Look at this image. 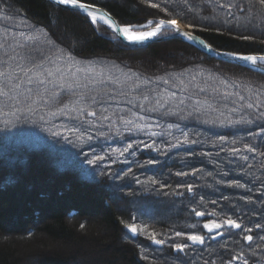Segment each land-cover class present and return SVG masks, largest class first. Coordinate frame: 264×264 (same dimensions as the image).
I'll list each match as a JSON object with an SVG mask.
<instances>
[{"label": "trees", "instance_id": "1", "mask_svg": "<svg viewBox=\"0 0 264 264\" xmlns=\"http://www.w3.org/2000/svg\"><path fill=\"white\" fill-rule=\"evenodd\" d=\"M80 1L104 8L121 25L178 18L186 28L190 23L197 25L195 29H187L218 50L264 54V43H261L264 36L250 33L241 24H221L215 19H222L226 15L227 9L220 5L229 3L248 9L245 13L233 8L237 16L247 14L264 17V8L258 4V0H251V7L250 0H187V4L184 0ZM150 3L160 4L161 9L167 7L168 12L152 8ZM195 8L202 16L195 12ZM0 9L4 10L5 16L11 17H0V43L10 41L13 33L19 39V33L23 31L26 35L38 36L41 41L51 40L56 48L70 54L74 78L84 82L111 76L120 81V84L108 89L114 99L103 106L87 108V111L97 112L95 118L86 117L91 124L71 110L75 100L71 94L62 95L54 105L21 104L19 108L10 104L7 98L0 97V237L20 236L28 240L20 245L15 240L0 242V264H23L25 255L35 254L40 264H69L77 246L91 240L106 249L111 246L110 243H119L116 246L117 254L113 256L124 258L127 264H227L242 250L249 264H264V240L260 239L264 237V231L254 227L255 224L264 226V196H261L264 190L260 187L261 181H264V168L260 167V162L264 161V157L257 155L253 159L252 153L233 155L220 150L231 147L243 149L245 143H251L258 147V151H264V141L247 137L249 130H256L254 125L220 126L218 122L222 118H240L241 113H231L230 109L233 106L240 107L241 102L235 96L225 98L223 93L235 91L248 97L247 89L240 87L241 81L245 85L256 86L253 91L260 95H254L252 99L264 103V73L226 63L178 37L153 41L143 46H129L115 38L105 26L93 25L85 14L61 7L51 0H0ZM206 25L211 26L201 31ZM217 28H220L219 33ZM241 33L252 35L253 40L237 38ZM77 69L81 70L78 74ZM217 74L226 78L238 77L237 86H230L232 80L228 86L220 84L216 79ZM158 77H163L168 83L165 84ZM146 80L152 83H144ZM197 85L206 91L201 93ZM166 91L175 92L177 99L185 96L207 99L223 112V117L220 112L205 110L206 114L200 119L182 120L177 116L162 115L163 109L146 112L137 107L139 103H144L145 109L155 106L144 102L142 95H149L154 100L159 93V98L167 102ZM127 101H131V105ZM172 104L175 110L176 101L173 100ZM64 105H69V110L66 113L58 112L57 108ZM101 107L108 108V112L103 115L110 116L117 126L122 125L117 114L124 119H134L133 113H137L144 115L154 125L158 123L159 126L152 130L165 133L164 136L151 138L156 140L158 146L174 143L173 136L183 140L182 132H186L190 140L199 143L165 149V154L134 148L130 152L134 151L135 155L124 153L120 156L112 150H123L127 143L136 139L150 142L149 137L135 132H125L123 135L112 132L107 137L101 136V131H108L103 127L107 121L100 119ZM204 120H217V124L204 123ZM169 124H179V128L168 129ZM169 132L171 135H168ZM88 136L94 138L87 140ZM220 136L226 137L229 142L236 140V144H214ZM189 151L195 152V155L189 156ZM93 153L106 156L105 161L88 164L87 160L93 158ZM241 155H248L249 160L245 162ZM113 160L116 162L112 163ZM149 160L158 162L146 163ZM246 164L251 167L247 168ZM194 168L199 169L195 176L175 175L179 171L191 172ZM128 169L131 172L124 176ZM101 172L105 174L101 175ZM4 173L12 175L13 179L8 184H4L8 175L1 176ZM117 175L120 178H116ZM150 178L169 187L135 183L136 179L148 181ZM219 180L225 183H217ZM231 180H239L248 187H229L227 182ZM12 182L19 184L13 186L10 184ZM184 182L195 186L194 198L184 188H177L178 184ZM146 188L150 190L146 191ZM174 190L185 195H164ZM112 194L117 195L123 203L131 200L142 202L143 213L129 206L118 209L111 200ZM200 196L204 197L203 204L199 201ZM222 197H228V200ZM249 197L253 200L251 204L245 203ZM148 201L152 206L147 205ZM211 201L217 203L213 205ZM170 204H176L178 210L167 218L151 217L145 212L151 208H168ZM230 205L239 207L242 217ZM192 207L205 214L217 213L211 217L217 222L224 216H232L245 227L252 228L251 233H246L253 236L251 247L243 239L244 233L239 230L229 233L227 229H224V236L215 239L207 237L204 245H190L183 253H175L167 246L157 248L150 244L153 231L158 238L164 237L169 243L187 242L175 237L176 231L204 235L203 220L191 213ZM122 221L135 223L138 228L146 226L148 231L133 239ZM33 222L37 227L28 224ZM81 224L84 227L90 224V227L81 228ZM194 224L196 227L192 228ZM99 228L109 231V235L106 238L99 237ZM36 232L46 238L29 241ZM121 236L125 238L122 239L124 243L120 242ZM67 243H72L73 248L65 247Z\"/></svg>", "mask_w": 264, "mask_h": 264}, {"label": "snow or ice", "instance_id": "2", "mask_svg": "<svg viewBox=\"0 0 264 264\" xmlns=\"http://www.w3.org/2000/svg\"><path fill=\"white\" fill-rule=\"evenodd\" d=\"M59 4L63 5H71L75 8L81 9L88 18H90V22L93 25H96L98 22H103L113 33H119L123 36L127 41L131 43H142L146 40L155 38L157 36H163L165 34H180L184 38L189 41H195L200 45L202 49H204L207 53H216L217 56H226L230 59L226 61V63H231L232 60L243 61L244 64L238 65L241 68H247L248 65L252 67L248 69L249 71H258L264 73V54L252 55V54H239L237 52L232 51H223L220 52L216 48H214L211 44L205 43L203 40H198L197 36L193 34L191 31H186L181 28V25L177 19L174 18H160L158 20H148L146 25H126L120 26L118 25L106 12H98L94 7L90 5H86L83 3H79V0H57ZM185 4H187V0H184ZM258 4L264 8V0H258ZM150 6L155 9H160L162 12L167 13L168 8L164 7L161 9L160 4L158 3H150ZM221 8L227 9L226 15L221 19L216 17L215 19L219 20L221 24H239L243 19L247 21V23L251 24L252 19L246 14L243 17L237 16L235 12L232 11L233 8H236L239 11H243L245 13L248 12V9H241L239 4H226L220 5ZM249 7H251V0ZM0 17H4L5 19H10L11 17L5 16V12L3 9H0ZM204 19H208L205 17ZM261 23L264 24V17L261 18ZM211 25H206L204 28H201V31L206 30V28ZM197 25L188 24V29H195ZM144 28H150L151 30H139ZM168 30H171L168 33ZM234 29H229V31ZM216 31L219 33L220 28H217ZM243 41H252L253 36L241 33L239 37H237ZM264 43V41H261ZM73 58L70 54H66L63 49L56 48L54 43L51 40H43L41 41L38 36L35 35H26L23 31L19 33V39H17L15 33H13L10 41H4L0 43V97L7 98L10 104L14 107L19 108L21 104H45V105H54L57 104L59 98L65 94H71L75 97V100L72 104V111H75L79 114V116L85 117V122L91 124V121L86 119L87 116H91L95 118L97 116L96 111H87V108L101 105L103 106L106 103H109L112 99H114L113 93L108 90L112 86L120 84L119 80H114L111 76L107 79H91L82 82L80 79L74 78L72 73V64ZM63 65V67L61 66ZM80 69H77V74L80 72ZM101 75H103L101 73ZM138 75V74H136ZM211 76V74H210ZM159 80H164L163 77H158ZM195 80V76L192 77ZM216 79L220 84L225 86L229 85V81L232 80L231 87L235 88L237 86L236 80L239 78H226L217 74ZM146 84H151L152 81L146 80L144 81ZM164 83L167 84L168 81L164 80ZM183 84V81H181ZM199 88V85H197ZM241 88H246L249 96L246 97L244 95H240L239 92H228L225 91L223 93V97L235 96L237 100L241 102L240 107L233 106L230 111L231 113H241L239 119H231V118H222L219 119L220 126L227 125H254L256 130H249L247 132V137L250 140H256L259 138L261 141H264V103H261L259 100H253L252 97L254 95H260L259 92H254L253 89L256 86L253 85H245L243 81L240 82ZM216 91V89H213ZM201 93H204L206 90L203 88H199ZM123 94V93H121ZM166 96L168 97V101H164L159 98V93H157V97L153 100L149 97V95H142V100L149 104H154L155 106L150 109H145L144 103H139L137 107L139 109H143L146 112H157L160 109H163L162 115L167 116H177L182 120L185 119H200L202 115L206 114L205 110H213L220 112L219 108L214 106L213 103H210L207 99H193L192 97L185 96L183 99H177L175 92H167ZM176 101L175 110H173L172 101ZM247 103H244L245 101ZM185 101L188 103L186 104ZM129 105H131V101H127ZM31 111V108L28 109ZM69 110V105H64L62 108H57V111L60 113H66ZM108 112V108L101 107V117L100 119L103 121H107V124L103 125L108 129L107 132L101 131L99 134L101 136L107 137L110 133L114 132L116 135H123L125 132L127 133H143L149 137L150 142H145L144 140H132L127 143L123 150L117 148L113 149V152H118L120 156H123L124 153H130L131 155H135L132 149L140 150V149H148L154 150L157 153L165 154V149L171 150L173 148H178L182 144H197L199 141L194 139H189L188 134L186 132H182L183 140L176 138L175 136L172 139L175 141L174 143H166L163 146H158L156 140L151 139L156 136H164V132H156L152 129L154 127L159 126L158 123L154 125L150 121H147L144 115H139L137 113H133L134 119H124L122 115L117 114L118 120L122 122L121 126H117V123L112 120L110 116L103 115V113ZM54 114V113H53ZM220 116L223 117V112H220ZM204 123H212L213 125L217 124V120H204ZM179 128V124L167 125L168 129ZM73 131H78L77 129H73ZM59 135V133H55ZM171 135V132L168 133ZM84 139V137H80ZM94 137L88 136L86 139L91 140ZM219 144L231 143L236 144V140L227 141V138L224 136L218 137L217 141L213 142ZM221 151L231 152L233 155L241 154L242 152L252 153L253 159L255 156L264 157V151H258L257 146H253L251 143H245L243 145V149L231 147L229 149L221 148ZM93 158L88 159V164H97L98 162L103 163L106 159V156L92 154ZM189 156H194L195 152L189 151ZM200 155H208L211 156L212 153H201ZM219 155V153H217ZM87 158V157H86ZM109 159H111L109 157ZM241 159L245 162L249 160L248 155H241ZM116 161L113 160L112 163ZM158 161L149 160L146 161L148 164H155ZM247 168H250L251 165L246 164ZM260 167L264 168V161L260 162ZM199 169H192L191 172L187 171H179L176 172V176L186 177V176H195ZM131 172V169H128L127 172L124 173V176H127ZM104 175V172L100 173ZM211 176V173H208ZM226 176L227 173H224ZM116 178H120L117 175ZM259 179V178H257ZM135 183L138 185L148 184L150 186H155L159 184V181L155 179H149L148 181H141L140 179H136ZM217 183L224 184V180H219ZM227 186L247 189V184L241 183L239 180H231L227 182ZM160 188L169 187L167 184H159ZM261 189L264 190V181H261L260 185ZM177 188H184L187 193H191L193 198L196 195L195 186L192 183H181L177 185ZM150 190V188L145 189ZM164 195H175L178 197H183L185 195L184 192L180 191H172L171 193H164ZM261 196H264V191H261ZM223 200H228V197H222ZM199 201L201 204L204 202V197L200 196ZM213 205H215L216 201H211ZM245 203L251 204L253 200L249 197L245 199ZM230 207L242 217V211L239 207L235 205H230ZM191 213L194 216L203 217L205 213L203 211H197L195 207L191 208ZM211 215L216 216L217 213L213 212ZM124 227L128 229V231L132 234L133 239H135L141 233H146L147 227L143 226L138 228L135 223H128L127 221H122ZM81 228L84 227L83 224L80 225ZM192 228H195L196 225H192ZM203 229L207 230L208 238L215 239L216 237H222L225 235L224 229L229 230H239L240 233H244L243 239L249 242V247H251V242L253 241V236L248 235L246 233H251L252 228L245 227L242 223L238 222L237 219L232 218V216H224L217 222L216 219H211L207 223L203 224ZM255 228L264 231V226L260 224H255ZM175 237L183 238L184 243L172 242L169 243L168 239L164 237H157V233L153 231L150 236V240L153 244L160 246H167L171 248L175 253H183L186 249L190 247V245H204L206 241V237L204 235L199 234H186L183 231H176L174 233ZM261 240H264V237H260ZM190 242V244L188 243ZM139 247V246H138ZM147 259V257H144ZM227 264H249L248 260L245 258L243 250L234 255L232 259H230Z\"/></svg>", "mask_w": 264, "mask_h": 264}, {"label": "rangeland", "instance_id": "3", "mask_svg": "<svg viewBox=\"0 0 264 264\" xmlns=\"http://www.w3.org/2000/svg\"><path fill=\"white\" fill-rule=\"evenodd\" d=\"M194 10H195V12L198 15H200V13L198 12L199 11L198 8H195ZM200 16H202V15H200ZM208 16L209 17H212V15H208ZM243 16L244 15H242L241 17H243ZM248 16H249L250 19H252V17H253L251 15H248ZM254 17L255 18L252 19V23L251 24L247 23V21H245L243 19L240 21L239 24L243 25V29H246L250 33H253L255 35H262V36H264V24L261 23L262 16L255 15ZM69 43L72 44V45H74L73 43H71V41H69ZM7 175H8V177H7L8 180H7V178H5L6 179V180H4L5 182L3 181L4 184H6V183L8 184L13 179L12 178V175H9V173H4V175H1V176L3 178L4 176H7ZM48 179H50V178H48ZM18 182H19V180H18ZM17 183L16 182L15 183L13 182L12 185L16 186ZM0 188H1V186H0ZM110 189H113V188L110 186ZM117 189H120V188L117 187ZM111 200L113 201L114 206L115 207H118V209H120V208L123 209L126 206H129L130 208L137 209L141 214L143 213V210H142L143 204L140 201L131 200L129 202L123 203V201L119 200V198H117V195H115V194H112ZM149 203H150V201H148L147 205L152 206ZM177 210L178 209H177V205L176 204H170L168 208H164V209L162 207L151 208V209H148L145 212H147V214L150 215L151 217L154 216L156 218H160L161 219V218H167V217L173 215L174 213L177 212ZM94 216H96V215H94ZM28 224L31 225V226L37 227V226H35L36 225L35 222L28 223ZM89 227H90V224H89V226L86 225V227H84V228H87L88 229ZM127 232H128V229H127ZM98 235H99V237L106 238L109 235V231L105 230L104 228H99L98 229ZM33 236L34 237H32L31 239H29V241H34V240L45 239L46 238L43 235H41L40 232H36L35 234H33ZM95 237H97V236H95ZM122 239H125V238H123L121 236L120 242L121 243H124L122 241ZM11 240H15L18 245H20V244L25 243V242L28 241V240H23L22 237H20V236L19 237H14V236L13 237H9V235H8L6 238H3V235H2V237H0V242H3V243L9 242ZM111 241L112 240H110V242ZM118 244L119 243H117V242H116V244L115 243H110L111 246L107 247V249H106V247H100L101 245H99V243L96 242L95 240L94 241L91 240V241H89L86 244H83L81 246H77V251L74 253L75 254L74 255V258H73L72 261H70L69 264H72V263H74V262H76V261H78L80 259L87 260L88 263H86V264H109L110 262H111L110 264H127V262H126V260L124 258H122L120 256L114 258V256H113V255H116L117 254L116 253L117 252L116 251V246ZM65 247H67V248H73V244L72 243H67V244H65ZM110 260H112V261H110ZM39 261H40V259H39V257H38L37 254H35V255H25L23 257V259H22V263L23 264H40Z\"/></svg>", "mask_w": 264, "mask_h": 264}, {"label": "water", "instance_id": "4", "mask_svg": "<svg viewBox=\"0 0 264 264\" xmlns=\"http://www.w3.org/2000/svg\"><path fill=\"white\" fill-rule=\"evenodd\" d=\"M51 1H53L54 3H56V4H58L59 6H61V7H64V8H66V9H71V10H76V11H80V12H83L81 9H79V8H75V7H73V6H71V5H63V4H59L58 2H57V0H51ZM79 3H83V4H86V5H90L91 7H94L98 12H106V13H108L109 14V16L118 24V25H120L118 22H117V20L109 13V12H107L104 8H102V7H100V6H96V5H93V4H89V3H85V2H81V1H79ZM84 13V12H83ZM180 23V22H179ZM180 25H181V28L183 29V30H186V31H189V30H187L184 26H183V24L182 23H180ZM117 34V36H118V38L119 39H121L124 43H126V44H128V45H131V46H139V45H142V44H145V43H147V42H151V41H154V40H160V39H166V38H172V37H180V38H182V39H184L185 41H187V42H189V43H191V44H193L194 46H196L198 49H200V50H202L203 52H205V53H207L204 49H202L201 47H200V45L198 44V43H196L195 41H189V40H187L186 38H184L182 35H180V34H167V35H163V36H157V37H155V38H152V39H149V40H146V41H144V42H142V43H131V42H129V41H127L123 36H121L119 33H116ZM194 35H196L197 36V38H198V40H203L200 36H198L197 34H195V33H193ZM205 43H207L205 40H203ZM208 44V43H207ZM218 50V49H217ZM218 51H220V52H223V50H218ZM207 54H210L211 56H214V57H216V58H218V59H220V60H224V61H228L230 58L229 57H226V56H217L216 55V53H207ZM243 55V54H242ZM231 63H234V64H239V65H242V64H244V62L243 61H238V60H232L231 61ZM247 67H252L251 65H248ZM198 217V216H197ZM205 216H203V217H198V218H204ZM208 222V221H207ZM206 222V223H207ZM153 244V243H152ZM153 245H156V244H153ZM156 246H160V245H156Z\"/></svg>", "mask_w": 264, "mask_h": 264}, {"label": "bare ground", "instance_id": "5", "mask_svg": "<svg viewBox=\"0 0 264 264\" xmlns=\"http://www.w3.org/2000/svg\"><path fill=\"white\" fill-rule=\"evenodd\" d=\"M111 30V29H110ZM147 30H151V29H147ZM146 31V30H145ZM11 185L13 184V182L12 183H10ZM9 184V185H10ZM14 186V185H13ZM12 187V186H11ZM86 263H88L87 262V260H85V259H80V260H78V261H76V262H74V263H72V264H86Z\"/></svg>", "mask_w": 264, "mask_h": 264}]
</instances>
